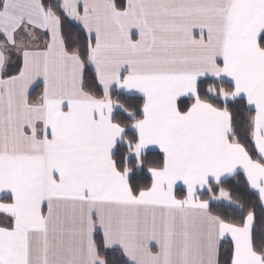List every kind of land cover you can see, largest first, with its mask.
Instances as JSON below:
<instances>
[{
    "label": "snow or ice",
    "instance_id": "6c2138e0",
    "mask_svg": "<svg viewBox=\"0 0 264 264\" xmlns=\"http://www.w3.org/2000/svg\"><path fill=\"white\" fill-rule=\"evenodd\" d=\"M0 264H264V0H0Z\"/></svg>",
    "mask_w": 264,
    "mask_h": 264
}]
</instances>
